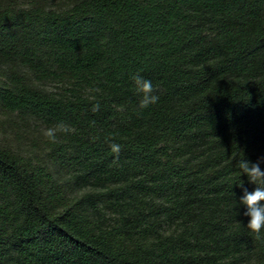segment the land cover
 I'll use <instances>...</instances> for the list:
<instances>
[{"label": "trees", "instance_id": "1", "mask_svg": "<svg viewBox=\"0 0 264 264\" xmlns=\"http://www.w3.org/2000/svg\"><path fill=\"white\" fill-rule=\"evenodd\" d=\"M261 157L264 0H0V264H264Z\"/></svg>", "mask_w": 264, "mask_h": 264}, {"label": "clouds", "instance_id": "2", "mask_svg": "<svg viewBox=\"0 0 264 264\" xmlns=\"http://www.w3.org/2000/svg\"><path fill=\"white\" fill-rule=\"evenodd\" d=\"M135 94L139 97L138 108L140 110L148 109L159 101V96L155 94L153 84L150 80L144 78L138 73H134L130 77ZM100 109L99 103L94 104L92 111L96 112ZM66 126L57 124L54 127H49L44 130V135L51 142H56L57 133L65 130ZM111 152L114 154L113 163H118L119 154L121 152V145L118 143L109 144ZM264 164V157L259 158L256 162L242 159L238 162V168L241 170L243 176H247L249 184L255 186L254 191H249L244 182L238 186L243 190V195L240 198V204L246 208L244 215L249 217L247 229H249L255 240L264 239V169L261 168ZM249 264H257L255 259L251 260Z\"/></svg>", "mask_w": 264, "mask_h": 264}, {"label": "rangeland", "instance_id": "3", "mask_svg": "<svg viewBox=\"0 0 264 264\" xmlns=\"http://www.w3.org/2000/svg\"><path fill=\"white\" fill-rule=\"evenodd\" d=\"M46 129L47 128L45 127L38 128V126L33 125L31 127H28V129L25 128L19 130L20 132L18 131V129L14 131L10 130V133H7L6 135V139L15 148L24 153H27L28 150L31 149L30 147L40 144L45 140V138H47H43L45 136L43 133Z\"/></svg>", "mask_w": 264, "mask_h": 264}]
</instances>
